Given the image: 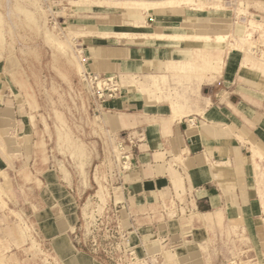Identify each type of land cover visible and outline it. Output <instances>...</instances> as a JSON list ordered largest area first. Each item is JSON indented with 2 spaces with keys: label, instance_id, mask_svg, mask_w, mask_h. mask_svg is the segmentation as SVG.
I'll return each mask as SVG.
<instances>
[{
  "label": "rangeland",
  "instance_id": "rangeland-1",
  "mask_svg": "<svg viewBox=\"0 0 264 264\" xmlns=\"http://www.w3.org/2000/svg\"><path fill=\"white\" fill-rule=\"evenodd\" d=\"M239 2L220 0L222 16L182 32L199 39L172 38L184 43L190 59L169 63L163 72L161 63L151 71L160 74L121 75L119 88L136 90L150 104H164L172 116L201 113L197 107L209 104V90L199 91L200 86H211L227 67H241L244 87L257 89L263 98L264 3L244 10ZM92 4L0 0V99L8 78L20 95L23 120L20 129H0L5 156L8 140L16 152L8 156L12 172L0 174V201L9 208V216L0 219V264H67L49 241L56 231L67 235L75 257L87 255L95 264H203L204 246L187 240L162 248L141 241L122 229L109 209L111 192L132 157L103 119L101 81L86 78L81 39L89 35L88 20L72 7L86 10ZM197 50L213 53L194 55ZM178 57L182 52L175 53ZM24 120H31L32 129L24 128ZM253 151L260 156H255L257 183L264 202V153Z\"/></svg>",
  "mask_w": 264,
  "mask_h": 264
},
{
  "label": "crops",
  "instance_id": "crops-1",
  "mask_svg": "<svg viewBox=\"0 0 264 264\" xmlns=\"http://www.w3.org/2000/svg\"><path fill=\"white\" fill-rule=\"evenodd\" d=\"M90 1L86 10L72 8L88 20L89 35L81 39L86 75L100 79L160 74L167 64L190 59L184 43L172 38L196 39L201 35L182 32L223 15L220 0ZM255 3L264 0H243L239 8L259 7ZM176 52L182 57L175 58ZM161 63V72L151 73ZM6 81L0 129H20L21 98L16 85ZM241 81V67H227L211 86H200L199 91L209 90V104L197 107L201 113L181 116L166 112L164 104H150L136 90L106 92L103 119L132 157L109 201L122 229L162 248L198 243L204 246L203 264H264V202L253 152L264 153V97ZM23 126L33 127L31 120ZM5 144L7 155H14V142ZM8 156L0 145V174L12 172ZM3 203L9 207L8 200ZM8 211L0 201V219ZM62 236L56 231L49 239L58 256L55 240Z\"/></svg>",
  "mask_w": 264,
  "mask_h": 264
},
{
  "label": "bare ground",
  "instance_id": "bare-ground-1",
  "mask_svg": "<svg viewBox=\"0 0 264 264\" xmlns=\"http://www.w3.org/2000/svg\"><path fill=\"white\" fill-rule=\"evenodd\" d=\"M188 1L190 3H193V0H188ZM154 6L155 5H151V7H154ZM177 37H180V36H177ZM197 38L199 39L200 37H197ZM257 156L260 157L259 154ZM55 246H56L57 252L64 260L67 261V264H93L87 255L79 254L80 256L78 257L74 256L77 252L75 251V247L68 240L67 235H63L62 237L57 238L55 240Z\"/></svg>",
  "mask_w": 264,
  "mask_h": 264
},
{
  "label": "built area",
  "instance_id": "built-area-1",
  "mask_svg": "<svg viewBox=\"0 0 264 264\" xmlns=\"http://www.w3.org/2000/svg\"><path fill=\"white\" fill-rule=\"evenodd\" d=\"M86 78L90 81H93L94 83L97 81H101L103 83V88L99 87L101 82L97 83V88H98L97 92H98V97L100 99L105 98L106 92H109L111 94L110 96H113V94L118 92V90H119V86H118L115 78L100 80V78L90 76V75H86ZM126 159L129 160V156H126Z\"/></svg>",
  "mask_w": 264,
  "mask_h": 264
}]
</instances>
